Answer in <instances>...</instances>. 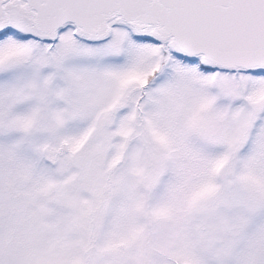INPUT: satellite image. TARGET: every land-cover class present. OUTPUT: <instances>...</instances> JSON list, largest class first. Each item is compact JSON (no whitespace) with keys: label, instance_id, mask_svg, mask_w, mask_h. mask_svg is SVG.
Here are the masks:
<instances>
[{"label":"snow or ice","instance_id":"obj_1","mask_svg":"<svg viewBox=\"0 0 264 264\" xmlns=\"http://www.w3.org/2000/svg\"><path fill=\"white\" fill-rule=\"evenodd\" d=\"M0 264H264V0H0Z\"/></svg>","mask_w":264,"mask_h":264}]
</instances>
